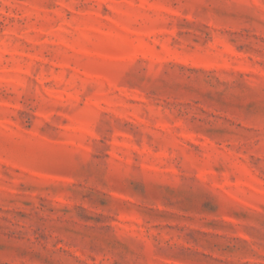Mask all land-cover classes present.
<instances>
[{
	"label": "rangeland",
	"instance_id": "1",
	"mask_svg": "<svg viewBox=\"0 0 264 264\" xmlns=\"http://www.w3.org/2000/svg\"><path fill=\"white\" fill-rule=\"evenodd\" d=\"M0 264H264V0H0Z\"/></svg>",
	"mask_w": 264,
	"mask_h": 264
}]
</instances>
